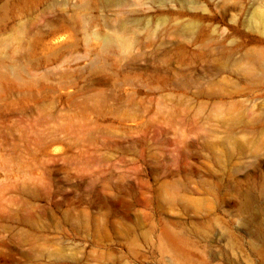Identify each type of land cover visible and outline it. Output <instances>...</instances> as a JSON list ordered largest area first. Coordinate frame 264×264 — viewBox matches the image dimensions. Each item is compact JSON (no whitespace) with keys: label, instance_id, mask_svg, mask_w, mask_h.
Returning <instances> with one entry per match:
<instances>
[{"label":"rangeland","instance_id":"obj_1","mask_svg":"<svg viewBox=\"0 0 264 264\" xmlns=\"http://www.w3.org/2000/svg\"><path fill=\"white\" fill-rule=\"evenodd\" d=\"M0 264H264V0H0Z\"/></svg>","mask_w":264,"mask_h":264}]
</instances>
